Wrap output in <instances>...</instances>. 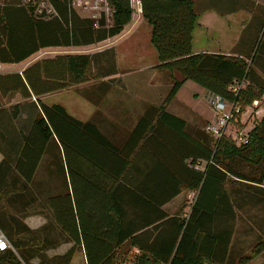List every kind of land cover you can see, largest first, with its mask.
I'll return each instance as SVG.
<instances>
[{
	"label": "trees",
	"instance_id": "obj_1",
	"mask_svg": "<svg viewBox=\"0 0 264 264\" xmlns=\"http://www.w3.org/2000/svg\"><path fill=\"white\" fill-rule=\"evenodd\" d=\"M139 4L155 68L180 79L161 104L146 109L122 146L92 119L44 100L93 83L106 92L110 84L101 81L117 73L112 48L44 58L21 73L0 74V229L16 251L0 253V264H70L77 250L86 264H248L264 252V116L238 143L227 133L190 131L166 112L188 80L239 109L263 101V35L249 61L193 53L192 0ZM37 8L0 0V65L20 64L44 49L100 44L118 36L133 14L130 0H105L106 12L96 18L81 17L75 0H47L46 8ZM17 96L20 102L10 104ZM90 174L92 183L82 186L90 185L89 192L78 193ZM177 197L176 213L169 214L164 207ZM32 215L45 224L29 228L24 220ZM62 243L71 246L48 255ZM133 250L138 253L128 256Z\"/></svg>",
	"mask_w": 264,
	"mask_h": 264
},
{
	"label": "rangeland",
	"instance_id": "obj_2",
	"mask_svg": "<svg viewBox=\"0 0 264 264\" xmlns=\"http://www.w3.org/2000/svg\"><path fill=\"white\" fill-rule=\"evenodd\" d=\"M194 3L195 12L197 14V20L194 30V37H195V48L196 49H204V50H212L217 49V46H213L212 40L218 39V41L223 42V47H228L231 44V39L238 35L243 29H246L243 33L242 39L252 40V39H259L262 35H264V24H261L262 29H258L256 32V24L252 23H217V20L214 17V13L206 12L203 13L205 10V2L206 0H192ZM210 3V2H209ZM212 4V3H211ZM92 5L90 0H76L75 8L77 13L82 16H91V17H98L101 11L106 12V8L104 5H101L97 10L90 9ZM130 5L132 9V25H129L124 29L122 33L118 36L114 37V39L106 40L103 43L89 46V47H82V48H57V49H44L30 57L28 60L16 64V65H0V72L3 73H21L24 68L32 64L33 62L44 59V58H52L53 56L57 55H65V54H89L96 51L112 48L114 52V68L117 71L116 76L119 80H131L130 88L131 90H145L144 85L135 87L139 81L143 82L145 85L149 86V90L146 93L151 92L152 96L146 95L148 98H157L161 97L162 95V84L169 83L170 85L173 82V79L179 80L180 76L177 73L173 74V78H166L164 73L167 74L165 71L156 69L155 66L158 64L157 54L155 49L152 47L150 43V26L146 23V21L140 19L138 20V16L140 14V4L139 0H130ZM240 18L241 17L239 15ZM205 20L204 23L202 20ZM140 21V22H139ZM199 24V25H198ZM243 27V29H242ZM204 28V29H203ZM225 39V41L223 39ZM104 48V49H103ZM252 48L251 51H253ZM236 50H234L235 52ZM248 55V54H244ZM246 57V56H245ZM2 68V69H1ZM140 83V84H141ZM96 83L87 84L80 86V89H75L78 91L79 94L83 93L87 99H90L89 96L92 95L93 97L101 96L98 103L93 102L94 105H100L103 107L105 103H103V97L106 94H121L120 91L121 87L119 84L116 86H111L105 92L102 89L95 88ZM114 87V88H113ZM75 88V87H74ZM77 88V87H76ZM79 88V87H78ZM194 88H201L198 87L192 81H185L177 91L175 95V103L170 108L171 111H175V113H179V115L185 117L187 120H193L196 126L204 125V128L208 125H212L216 121V112L214 111L213 105L208 100L207 93H197ZM75 91H70L68 94L64 92H59L57 94H49L45 96V104H61L63 105L66 110L73 115L74 117L85 120L89 117V114L84 113L86 112L87 108L91 109L92 106L88 104L85 98L80 95H75ZM109 91V92H108ZM128 93L129 90L127 89ZM126 91V93H127ZM127 93V94H128ZM130 94V93H129ZM125 95V94H122ZM115 101L114 98L110 99ZM17 102V101H16ZM16 102H13L16 103ZM100 103V104H99ZM113 103L109 102V106ZM107 108V104L105 105ZM229 107L227 106L223 115L227 114ZM241 112H239L234 121L229 123L227 129L230 132V136L234 134V132L238 129H248L253 126L256 122L264 116V98L262 104H260L257 109H254L252 113V109L247 108H240ZM91 112V111H90ZM93 114L98 112V106L92 110ZM109 116H111L109 114ZM118 117V116H117ZM113 118V116H112ZM249 118V119H248ZM126 125L130 124L129 122H125ZM228 132V133H229ZM126 138V135L117 139L116 143H119L120 139L122 142V138ZM40 174V173H39ZM42 179H47L46 176H42ZM264 187V182H263ZM35 217L34 215L27 217L24 221L29 219V225L35 226L38 221L42 218L40 216ZM240 220V219H239ZM42 221V220H41ZM242 221V220H240ZM240 223H238L239 225ZM243 229H237V234L239 239H243L242 235ZM245 238V237H244ZM70 248V245L67 244H60L56 248L50 250L48 252L49 256L62 254ZM126 250V248L120 249V253ZM14 252L16 253L15 249ZM134 251H131L128 256H134ZM135 254V253H134ZM254 261L253 264H264V255L263 257L258 258V256H254L252 258ZM122 259L116 262V264H122ZM70 264H86L85 257L82 250H77L75 255ZM127 264H131L130 262Z\"/></svg>",
	"mask_w": 264,
	"mask_h": 264
},
{
	"label": "crops",
	"instance_id": "obj_3",
	"mask_svg": "<svg viewBox=\"0 0 264 264\" xmlns=\"http://www.w3.org/2000/svg\"><path fill=\"white\" fill-rule=\"evenodd\" d=\"M206 1L207 2H205V6L206 5L207 6H206L205 10L203 11V13H206V12L214 13V17L217 20V23H225V24L227 22H229V23H237V22H239V23H241V22L242 23H252V24H256V32L258 31L259 28H260V30L262 29L261 24H264V0H206ZM239 15L241 17H244V18H240ZM137 19L138 20L140 19V21L143 20L141 16H138ZM204 22H205V20L203 18L202 22H200V23H204ZM129 25H132V19H131L130 23L124 27V29L126 27H128ZM196 28L197 27H195L194 30ZM124 29H123V31H124ZM242 29H243V27H242ZM194 30H193V34H192V45H191V50L193 53H209V54H219V55H224V56H230L231 55V56L242 57V58H245L246 61H249L248 60L249 58H246V57L252 55L251 50H252V48H254L256 46V42H257L256 39H252V40L245 39L243 41L242 36L246 30V29H243L238 35H236L235 37H233L231 39L232 40L231 44L228 47H223L222 46L223 42L218 41V39L216 38V39L212 40V43H213V46H215V47L217 46V49H212V50L196 49L195 44H194L195 43ZM262 38L264 40V35L262 36ZM112 39H114V38H112ZM221 39H223V38H221ZM108 40H110V39H108ZM223 40L225 41V39H223ZM49 49H57V48H49ZM234 50H236V51L234 52ZM244 54H248V55H245L246 56L245 57ZM0 74H1V72H0ZM4 74H9V73H4ZM116 74H114L113 76H110L108 78H105L101 82L109 83L111 86H116V84H119V86L121 87V90L118 92H120L121 94L120 95L119 94H106L103 97V101H104L103 103H105V105L107 104V108H105V105L103 107H100V105H97V104L94 105V103H93V102L98 103L99 101H96V100H98V99L100 100V97L103 95L97 96V97H93L92 95H90L89 96L90 99H86L85 102L90 104L92 106V108L91 109L87 108L86 112L84 111V113L89 114V117L86 118L84 121L92 119L94 124L96 125V127L99 129V131L103 135L107 136L109 141L114 146L117 147V146H122L124 144V142L126 141V138L128 137V134L131 132L134 125L142 117V115L144 114V112L146 111V109L148 107L157 106V105L162 103V101L166 97L171 85L169 83L162 84V95H161V97L148 98L146 95L152 96L151 92L146 93V91L149 90L148 85H145L143 82L141 83V81H139L135 87L144 85L145 90H138L136 88H135V90H131V88H130L131 80H123V81L119 80V78L116 76ZM163 75H165L166 78H169L168 74L164 73ZM97 86H98V84L96 85L95 88H97ZM198 87H200V86L198 85ZM75 89L79 90L80 86H79V88L75 87V88H71V89H68L65 91H61V93L64 92V93L68 94L70 91H75ZM127 89L129 90L130 94L128 93ZM194 89L197 93H204V94L207 93L208 94V92L205 91L202 87L201 88H194ZM126 91L128 94L126 93ZM76 92L77 91L74 92L75 95H77ZM122 94H125V95H122ZM112 98H114L115 101L110 100ZM175 98L176 97H174V99ZM174 99L171 100V102L166 106V112H168L169 114H171V115H173L179 119H182L186 123L187 129H189L190 131L203 130L204 125L196 126L194 124L193 120H187L185 117L179 115V113H175V111H171L170 108L175 103ZM16 101L20 102V99L18 96L15 97V99L11 100L10 104H12L13 102H16ZM100 102H101V100H100ZM109 102H111L113 104L111 106H109ZM96 106H98V112L93 114V112H92L93 107L95 109ZM109 114L111 116H109ZM112 116H113V118H112ZM125 122H129L130 124L126 125ZM228 132H229V130L227 129V134L230 135V132L229 133ZM125 135H126V138L125 137L122 138L123 139L122 142H120L121 141V139H120L119 143H116L117 139H119ZM231 136L233 137V135H231ZM1 146H2V141L0 142V149H1ZM1 160H2V155L0 153V161ZM92 178H93V176H92V174H90L86 178H83V179H86L84 182L82 180H80V186L78 187V193L82 192V191H88L89 192L90 185H89V187L86 186L85 188H82V186H83V183H85L86 181L92 183ZM142 180H143V178L141 176H137L138 182H140ZM153 194H155V192H153ZM177 204H180L179 197H177V200L174 199V201H171L170 203L165 205L164 208L166 211L169 212V214H174V213H176V210H177ZM36 217H38V216L32 217L31 221H33V218H36ZM28 221H29V219H27V221H25V224L31 229L39 228L40 226L44 225L46 222L44 218H41L38 221V223L35 224V226H33V225L30 226L28 224L29 223ZM246 227H247V225L245 226V229H246ZM126 244L127 243H125L123 246H125ZM67 245L71 246V244H67ZM234 247H235V245H234ZM244 247H246V244H244V242H243L242 244H240L239 248L244 249ZM235 249H236V247H235ZM133 251L135 254L138 253L136 250H133ZM263 255H264V252L261 255H259L258 258L263 257ZM253 263H254V261L251 259V261L248 264H253Z\"/></svg>",
	"mask_w": 264,
	"mask_h": 264
},
{
	"label": "built area",
	"instance_id": "obj_4",
	"mask_svg": "<svg viewBox=\"0 0 264 264\" xmlns=\"http://www.w3.org/2000/svg\"><path fill=\"white\" fill-rule=\"evenodd\" d=\"M90 1L92 3L90 9L97 10L101 5L105 6V0H90ZM24 2L36 4L38 6L37 12L40 11L42 8L47 7V0H24ZM237 85L238 84H235L231 88L233 92H236V89L238 87ZM208 100L211 102L214 111L216 112V121L214 124L206 126L205 131L208 134H210L212 137H220L223 133H227V127L229 123L235 120L234 117H236L240 109L238 106H234L233 104L227 103L221 97L209 93H208ZM260 104H262V101L255 100L253 101L251 106L247 107V109H252V113H255L257 115V113L254 112V109H257V107ZM227 106L229 107L228 112L227 114L223 115V112L225 111ZM248 130L249 128L238 129L234 132L232 138L238 143L246 142ZM5 251L14 252V248L9 242L5 233L0 229V253Z\"/></svg>",
	"mask_w": 264,
	"mask_h": 264
}]
</instances>
